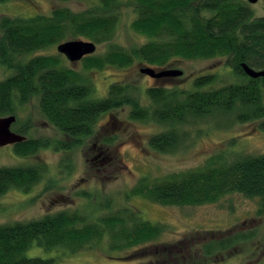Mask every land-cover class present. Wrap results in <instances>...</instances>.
<instances>
[{
    "label": "trees",
    "instance_id": "obj_1",
    "mask_svg": "<svg viewBox=\"0 0 264 264\" xmlns=\"http://www.w3.org/2000/svg\"><path fill=\"white\" fill-rule=\"evenodd\" d=\"M9 1L0 0V4ZM126 7L134 15L131 30L146 39L131 47L114 42ZM79 39L108 47L102 56L84 58L87 69H125L139 63L162 70L182 60L226 58L236 80L217 87V75H203L188 89L152 86L146 89L150 105H144L135 95L133 85L112 83L106 97L94 99L93 86L65 67L60 56L33 55ZM242 64L264 69V16H256L248 0H93L92 6L81 13L56 8L49 15L5 16L0 21V65L14 74L0 81V117L15 115L18 106L38 98L41 114L66 138L54 141L52 146L67 153L95 137L101 116L128 106L131 121L166 128L150 138L149 146L160 153H171L185 140L178 128L191 120L233 117L237 123H254L257 130L264 131V78H250ZM29 129L27 124L18 132L27 134ZM116 140L103 139L102 143L109 146ZM49 145L48 140L26 138L14 145V152L28 157ZM208 162L205 168L153 184L143 178L132 196L178 206L215 203L234 193L264 200V155L232 162L219 155ZM44 170L38 164L0 168V197L13 188L28 192L41 181ZM84 222L79 213L59 212L41 220L2 225L0 264H52L54 259L27 257L34 244L49 251L62 248L75 254L109 234V249L118 252L154 243L163 232L161 224L145 221L136 210L129 209H120L98 222ZM252 236L249 233L211 240L198 249L190 264H209L236 241ZM177 247L149 246L144 255L150 254L158 264H171L170 256L177 253ZM162 254H167L169 260H164Z\"/></svg>",
    "mask_w": 264,
    "mask_h": 264
},
{
    "label": "rangeland",
    "instance_id": "obj_2",
    "mask_svg": "<svg viewBox=\"0 0 264 264\" xmlns=\"http://www.w3.org/2000/svg\"><path fill=\"white\" fill-rule=\"evenodd\" d=\"M92 4L93 0H11L0 4V21L5 16L49 15L56 8L81 13ZM251 7L256 16H264V0L251 4ZM133 20L131 8H124L114 41L116 44L131 47L146 41L131 30ZM107 49L106 44H96V52L90 56H102ZM39 54L60 56L65 67L75 70L93 86L94 99L106 97L112 83L133 85L137 89L135 95L144 105H150L146 89L152 86L162 84L188 89L196 78L203 75H217V87L236 80L226 65V58L177 61L166 69L181 70L183 75L158 81L142 74L143 64L139 63L125 69L112 66L87 69L84 58L71 63L58 53L57 45L33 55ZM13 74L14 71L0 65V81ZM129 111L126 106L104 114L96 124L95 137L86 140L80 148L65 153L52 146L54 141L66 138L41 114L38 98L18 106L17 123L11 130L26 138L48 140L50 145L28 157L16 155L14 145L0 147V168L37 164L45 168L41 181L28 192L13 188L0 197V226L41 220L59 212L79 213L86 222L93 223L120 209H129L136 210L145 221L161 224L163 232L160 237L154 243L118 252L109 249V234L101 241H91L75 254L62 248L49 251L34 244L26 253L27 257L54 259L52 264H158L150 254L144 255V250L149 246L175 245L179 247L172 256L175 261L190 264L198 249L211 240L251 233V238L236 241L227 251L215 255L209 264H264L262 198L234 193L215 203L178 206L161 205L142 196H132L134 187L143 178L150 184L167 180L174 175L205 168L209 160L219 155H225L230 162L264 155V131L257 130L254 123H237L233 117L191 120L178 128L185 139L182 145L174 152L160 153L150 148L149 141L166 128L155 123L131 121ZM27 124L30 126L27 134L18 132ZM113 137H117L113 145L102 143L103 139ZM82 192L88 196H83ZM141 255L144 258H137ZM162 258L168 259L167 254H162Z\"/></svg>",
    "mask_w": 264,
    "mask_h": 264
},
{
    "label": "water",
    "instance_id": "obj_3",
    "mask_svg": "<svg viewBox=\"0 0 264 264\" xmlns=\"http://www.w3.org/2000/svg\"><path fill=\"white\" fill-rule=\"evenodd\" d=\"M259 0H248L250 4H256ZM57 51L65 56L71 63H77L83 58L93 55L96 52V44L91 41L71 40L61 43L57 46ZM242 68L247 76L252 79L264 78V69L256 70L242 64ZM140 72L153 79L181 77L183 72L178 69H155L151 67H142ZM17 118L15 115L0 117V147L15 145L26 140L21 134L11 130ZM264 210V203H263Z\"/></svg>",
    "mask_w": 264,
    "mask_h": 264
},
{
    "label": "flooded vegetation",
    "instance_id": "obj_4",
    "mask_svg": "<svg viewBox=\"0 0 264 264\" xmlns=\"http://www.w3.org/2000/svg\"><path fill=\"white\" fill-rule=\"evenodd\" d=\"M156 80H160V79H156ZM184 243L186 244V242L184 241ZM143 256V257H142ZM142 256H139V257H137V258H144V255H142ZM170 260H171V264H175V262L177 261H175V257L173 258L172 256H170ZM157 262V261H156ZM178 264H180L179 262H177ZM160 264V263H159Z\"/></svg>",
    "mask_w": 264,
    "mask_h": 264
}]
</instances>
